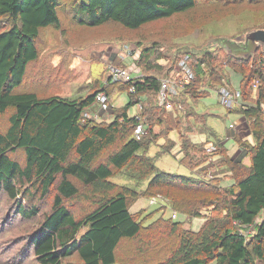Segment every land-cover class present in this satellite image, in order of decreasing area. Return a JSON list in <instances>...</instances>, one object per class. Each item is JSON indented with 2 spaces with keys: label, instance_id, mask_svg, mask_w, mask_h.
<instances>
[{
  "label": "trees",
  "instance_id": "16d2710c",
  "mask_svg": "<svg viewBox=\"0 0 264 264\" xmlns=\"http://www.w3.org/2000/svg\"><path fill=\"white\" fill-rule=\"evenodd\" d=\"M196 2L75 0L70 10L72 20L80 26L96 28L116 23L137 30L189 11ZM64 4L69 2L0 0V17H6L10 24L8 29L0 32V119L10 113L7 128H0V204L5 199L6 207L14 205L16 224L35 223L33 230L26 229L28 253L36 257L38 264H131L126 260L120 262L117 250L126 239L144 240L143 232L147 230L130 211L133 200L140 194L118 185L112 178L134 164L136 170L137 166L140 168V178H150L146 195L171 197L182 214L200 216L199 211H192L184 202L176 200L172 191L205 193L209 198H205L208 203L204 205L222 211V215L210 216L199 232L184 230L178 221L168 225L167 228H171L169 234L177 235L178 242L175 241L167 253H158V257L151 258V263L155 261L152 264H264L262 48L258 47L248 61L235 55L222 56L219 50H208L203 57L189 51L181 55V58L190 55L189 66L196 77L172 99L178 114L182 111L179 108L184 107L186 114L182 111L181 117L204 119V115L190 110L195 109L190 100L200 101L211 91L219 92L230 83V71L242 76V100L244 104L251 103L239 110L250 123V132L255 139V144L249 145L248 149L251 166L232 160L222 144L194 143L190 137L181 135V163L192 170L205 163L209 156L220 157L221 166L227 167L234 181L229 187L222 186L216 178L211 181L161 171L154 157L140 153L153 144L152 138L146 136L153 134L155 123L147 126L146 134L137 139L134 130L140 120L137 115L130 116L129 110L142 95H152L157 96L156 102L144 105L140 117L145 121L155 117L162 121L165 114L162 118L158 114L167 111L158 102L162 65H151V55L155 52L152 49L147 48L142 53L147 69L140 68L142 75L126 84L125 92L132 86L136 92L128 93L129 102L114 110L110 122H83L82 118L83 112L96 103L98 93L106 91L110 94L111 85H100L103 90L78 99L39 92L37 88L43 89L52 82L44 74L40 40L48 31L60 30L62 33L65 30L66 24L61 18ZM53 54L48 64L54 69L58 56ZM72 62L70 59L69 63ZM38 64L42 68H37ZM148 69L153 71L148 73ZM173 73L174 70L170 71L165 78ZM67 80L71 84L73 78ZM167 121L169 131H172L171 119L167 118ZM193 127L190 125L188 131H193ZM174 146L165 147L164 153L169 154ZM211 146L215 151H208ZM85 202L91 208L86 209L84 215L73 211ZM251 225L255 228L252 234L241 233L245 226ZM160 231V226L156 233L152 227L151 233L158 236ZM8 233L13 235V231ZM148 239L152 241L155 237L151 240L150 234ZM26 253L19 250L13 264H24L22 258ZM73 257L77 260H72Z\"/></svg>",
  "mask_w": 264,
  "mask_h": 264
},
{
  "label": "rangeland",
  "instance_id": "374dc122",
  "mask_svg": "<svg viewBox=\"0 0 264 264\" xmlns=\"http://www.w3.org/2000/svg\"><path fill=\"white\" fill-rule=\"evenodd\" d=\"M65 1L69 2L61 8V18L66 24L65 30L62 33L60 30L48 31L40 40L44 74L46 78L52 79V82H49V85L43 89H37L41 94H58L70 99H78L97 90H103L100 85H106V83L107 86L111 85L108 91L114 96L112 102H116L113 111H108L103 115L99 112L101 109L97 111L98 107L94 106L93 109H89L91 113L100 114L99 122L112 121L115 115L114 110L124 107L130 99L129 92H125L128 88L127 83L111 78L109 66H124L129 68L134 76L139 77L138 75H142L143 72L140 68L144 71L147 69L142 57L143 51L147 48L155 51L151 55V65L155 67L162 65V71L159 73L161 81L170 71L174 70L175 74L178 73L179 60L185 51L203 57L208 50H219L222 56L235 55L248 61L249 57L254 56L257 48H261L258 43L248 41L247 36L253 31L264 29V0H197L196 6L189 11L146 24L137 30L126 29L116 23H108L96 28L80 26L72 20L70 10V5L75 0ZM8 22L6 17H0V32L10 27ZM53 53L58 56L54 62L57 67L54 69L53 65L48 64L51 63ZM156 57L160 59L156 60ZM70 59L73 60L72 63H69ZM39 66L42 68L40 64L37 68ZM147 71L151 73L150 71L153 70L148 69ZM232 76L233 86L240 87V75L232 72ZM68 78H73L71 84ZM140 100L143 107L152 102L154 104L157 96L142 95ZM190 104L200 113L199 115H202V109L216 115L210 118L209 125L216 128L222 137L227 136L230 124L240 118L219 103L216 92H211L208 97L200 101L190 100ZM179 109L185 113L184 107ZM195 109L190 108L192 111ZM182 111L179 112L180 115ZM140 112V107L136 104L130 110V116H141ZM163 114L165 115L162 121H158L156 117V120L148 118L147 122L143 119L147 126L155 124L153 134L146 136L152 138L153 144L149 149L142 150L140 153L154 157L155 164L161 171L211 181L216 178L217 183L224 186L223 183L229 181L232 176L226 170L227 167L221 166L220 157L209 156L205 163L203 162L202 165L192 170L180 161L183 158L179 155L181 135L190 137V135L204 132L205 130L199 125V121L203 118H199V121L192 117L190 120L189 118L184 119L176 110L175 112H160L158 117L162 118ZM9 116L10 113L0 119L1 129L7 128ZM167 118L171 119L172 131H169L170 123ZM245 122L235 127L233 132L243 154L248 152L249 145H252L248 140H244V136L250 132V123ZM190 125H194L191 132L188 131ZM229 143L236 144L234 139H231ZM172 146L174 148L169 154L164 153L165 147ZM227 155L229 157L231 155L228 150ZM250 160L251 157L248 156L244 161L245 165H250ZM139 170L138 166L136 170L134 164L129 165L112 178L118 185L140 194L136 200H133L130 211L147 230L143 232V241H140L141 239L124 240L117 250V257L120 262L126 260L131 264H150L151 258L167 253L175 241L178 242L177 235L169 234L171 228H167L168 225L178 221L184 230L199 232L210 216L222 215V211H215L212 207L204 205L208 203L205 198H209L205 193L172 191L176 200L184 202L185 206L189 207L188 209L201 213L200 216L182 214L173 198L162 194L155 196L145 194L150 178H140ZM197 201L200 202L197 203ZM4 202H6L5 199L0 204V225H2L0 226V264H13L19 250L27 252L22 258L24 264H38L36 257L28 253L30 246L25 240L28 235L26 229L29 227L30 231L33 230L35 223L16 224L18 221L16 212L13 210L14 205L8 208ZM90 208L91 206L85 202L73 211L84 215L87 212L86 209ZM43 209L45 210V207ZM174 213L177 215L176 218H173ZM159 226L161 230L159 235H153L152 227L153 232L156 233ZM9 231H13L12 236H9ZM150 234L151 240L155 237L152 241L148 239ZM72 260H77V257H73Z\"/></svg>",
  "mask_w": 264,
  "mask_h": 264
},
{
  "label": "built area",
  "instance_id": "2783aa9c",
  "mask_svg": "<svg viewBox=\"0 0 264 264\" xmlns=\"http://www.w3.org/2000/svg\"><path fill=\"white\" fill-rule=\"evenodd\" d=\"M261 46L262 52L264 53V45L262 43L256 42ZM189 59L190 55L187 54L184 57L181 58L178 68V73L175 74V71L172 76L167 77L161 81V87L158 95V102L159 105L162 107H165L167 111H175V105L172 103V99L175 97H178L179 94L189 85H191L196 77L194 72L189 66ZM109 73L111 78L114 80H121L125 83L132 82L136 76L133 75L132 72H130L127 68L123 66H117V65H110L109 66ZM175 74V75H174ZM130 93H135L136 88L134 86L130 87L129 89ZM219 100L220 103L225 106L228 110H233L236 104L241 100L242 94L240 89H232L231 86L227 85L222 87L219 90ZM139 99L138 105L139 107H142V104ZM96 103L99 104L100 109L103 111L108 112L110 109V98L109 95L102 91L96 95ZM137 118L140 120V122L137 124L135 130H134V136L137 139L142 138L146 134L147 125L145 121L140 117L137 116ZM100 119V114L97 112L91 113L87 110L83 112V118L82 121L85 122L87 120H96L98 121ZM231 128H234L235 125L231 124ZM209 152L215 151V147L211 146L208 149ZM176 218L177 215L174 213L173 218ZM255 228L253 225L251 226H245L241 233L248 236L249 234H252L254 232Z\"/></svg>",
  "mask_w": 264,
  "mask_h": 264
},
{
  "label": "crops",
  "instance_id": "0c3cea01",
  "mask_svg": "<svg viewBox=\"0 0 264 264\" xmlns=\"http://www.w3.org/2000/svg\"><path fill=\"white\" fill-rule=\"evenodd\" d=\"M134 73H136L137 74V72L136 71H134ZM175 75V74H174ZM240 75V74H239ZM138 76H141V75H138ZM232 78H233V76H232V71H230V78H229V80H230V83H228L230 86H231V88L232 89H240V87H237V88H235L234 86H233V80H232ZM240 78H241V80H242V76L240 75ZM229 82V81H228ZM108 84H110V82L108 81ZM104 86H107V83H106V85H104ZM106 92V91H105ZM211 92H213V93H217L218 94V100H219V93L217 92V91H211ZM108 94V93H107ZM109 95V98H110V109H109V111L111 112V111H113V107H114V104H116V102H112V100L114 101V96H112V94H108ZM219 103H220V100H219ZM221 104V103H220ZM246 106V105H251V103L250 102H246L245 104L243 103V100H242V98H241V100L236 104V106L234 107V109L233 110H229L231 113H234V114H237L240 118L239 119H237L233 124L235 125V127H237V126H239V125H243V123L246 121V118H245V116L242 114V113H240L239 112V110L242 108V106ZM98 107V110L97 111H99V109H100V106H99V104L98 103H95L92 107ZM137 106H139L138 105V103H137ZM92 107H90L89 109H93ZM133 107H135V106H133ZM132 107V108H133ZM131 108V109H132ZM142 107H140V109H141ZM205 108H208V107H205ZM89 109L87 110V111H89ZM130 109V110H131ZM130 110H129V114H130ZM196 110V109H195ZM99 112H101V114H105L106 113V111H103V110H101V111H99ZM109 112V113H110ZM171 112V111H170ZM173 112V111H172ZM175 112V111H174ZM197 112V111H196ZM94 113V112H93ZM198 113V112H197ZM201 113H202V115H204V120L202 119V121L203 122H201L200 121V127H202L205 131L204 132H199V133H197V134H194V135H190V139L192 140V142H194V143H202V142H206V141H212L213 143H215V144H222L223 146H225V148L228 150V153H230L231 155H230V158L232 159V160H234V161H236V162H243L244 163V161H245V159L249 156L248 155V152H246L245 154H243L242 153V148L238 145V142H237V139H236V137H235V134L233 133L235 130H234V128H231L230 126H231V124H230V126H229V131H228V134H227V136L226 137H222V136H220V133H219V131L216 129V128H214V127H212L211 125H209V120H210V118H214V117H216V115L214 114V113H211V112H209V111H206V109H202L201 110ZM134 114H136V113H134ZM198 114H200V113H198ZM245 124H246V122H245ZM246 127L248 128V126H247V124H246ZM231 139H234L235 140V143L236 144H234V145H231L229 142H230V140ZM252 139H253V141H252ZM244 140H248L249 142H251L252 143V145H254L255 144V139H254V137H253V135L251 134V132H248V134H246L245 136H244ZM216 141V142H215ZM230 145H231V147H230ZM178 147V146H177ZM179 155H181V156H183V153H182V151H181V149H180V151H179ZM251 161V160H250ZM245 164V163H244ZM251 164H252V161H251ZM251 164L250 165H247V166H251ZM230 173V172H229ZM234 181L232 180V179H230L229 181H225L224 183H223V185L224 186H229V185H231L232 183H233ZM264 216V211H263V214H262V217Z\"/></svg>",
  "mask_w": 264,
  "mask_h": 264
},
{
  "label": "water",
  "instance_id": "95a60500",
  "mask_svg": "<svg viewBox=\"0 0 264 264\" xmlns=\"http://www.w3.org/2000/svg\"><path fill=\"white\" fill-rule=\"evenodd\" d=\"M247 40L252 41V42H259L264 45V29H259V30L251 32L247 36Z\"/></svg>",
  "mask_w": 264,
  "mask_h": 264
}]
</instances>
